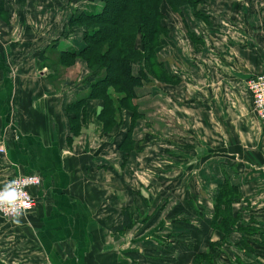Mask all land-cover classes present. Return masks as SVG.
<instances>
[{"label":"crops","instance_id":"0c3cea01","mask_svg":"<svg viewBox=\"0 0 264 264\" xmlns=\"http://www.w3.org/2000/svg\"><path fill=\"white\" fill-rule=\"evenodd\" d=\"M69 1L0 0V190L19 175L42 181L29 190L36 206L19 224L0 217V264H264V147L257 140L264 121L245 86L264 73V18L235 41L234 33L214 37L220 21L200 11L223 3L168 11L169 36L157 57L175 80L148 78L131 99L135 115L119 110V125L103 128L99 101L71 114L97 77L67 57L84 47L70 17L97 14L102 3ZM239 1L256 10L253 0ZM192 17L211 21L209 36L192 30L199 23L189 28ZM176 32L191 47L188 60L176 50L189 70L173 59ZM154 88L173 91L157 116L143 103ZM225 181L237 189L239 218L226 237L210 226ZM203 254L209 259L197 260Z\"/></svg>","mask_w":264,"mask_h":264},{"label":"trees","instance_id":"16d2710c","mask_svg":"<svg viewBox=\"0 0 264 264\" xmlns=\"http://www.w3.org/2000/svg\"><path fill=\"white\" fill-rule=\"evenodd\" d=\"M100 2L102 9L99 13L80 12L70 17L69 29L81 31L84 47L77 54L70 53L67 57L71 60L75 58L83 60L97 77L89 85L86 99L79 101L76 112L71 114L77 118L81 109H84L83 104L86 100L99 101L102 103L99 117L103 128H108L111 124L119 125L116 115L114 116L119 110L123 109L131 113V116L135 115L131 99L136 98L138 88L150 83L151 79L148 78L165 84L166 81L174 79L167 75L157 57V49L169 36L167 25L169 19L166 13L169 14L168 11L179 13L185 6L195 9L202 1L100 0ZM135 66L138 67L137 75L133 73ZM123 144L120 145L121 149ZM123 154V158L128 156ZM237 199L236 187L227 181L219 185L214 196V212L210 226L225 237L239 219L232 211V205ZM127 228L128 225L125 224L120 230ZM210 250L216 251L214 245H210ZM199 258L197 260L203 261L208 260L209 256L203 254Z\"/></svg>","mask_w":264,"mask_h":264},{"label":"rangeland","instance_id":"374dc122","mask_svg":"<svg viewBox=\"0 0 264 264\" xmlns=\"http://www.w3.org/2000/svg\"><path fill=\"white\" fill-rule=\"evenodd\" d=\"M73 1H75V0H70L69 1L70 3L68 5L72 6ZM213 2H215L218 5V7L221 5V3L225 4V6H220L219 8L211 7L208 10L204 9V10H200V11L201 12L204 11L205 13H207L209 18H215V19L220 21L221 29L214 35V37H217V39H219V35H221V34H223L225 37H229V36L231 37L232 34L234 33L235 34L234 39H235V41H238V38L240 36H242V34L244 32H247V31L251 30L252 28H254V26L256 24L260 23V19L264 18L263 14H259L260 11L264 7V0H253V5L255 4L254 6H255L256 10L253 9L252 4H250V3H246V4L244 3V5L241 6L239 0H213ZM226 6L228 8H226ZM262 11L264 12V10H262ZM262 11H261V13H262ZM188 16H192L191 12L188 14ZM191 19H193V17ZM199 22H201V21H198L196 18H194L193 21L188 23V26L190 28L191 26L198 24ZM210 24H211V21L210 22L207 21L206 24L199 23V29H192V30H198L197 32L199 33V35L204 34L206 36H209L208 33H211L210 29L212 28L210 26ZM207 26H209V27H207ZM183 28L185 29L184 26H183ZM182 35H184V34H182ZM182 35L180 32H176L174 34V38H175V42H176V44H175L176 48H175V46H171V52H172V54L175 53L174 54L175 58H173V59H180L177 55V51H179L182 53V57L186 58L188 60L187 54L189 52H191V47L188 46L184 42ZM185 36H188V34L186 33ZM251 36L252 35L248 34L246 36V39H252ZM222 42H223V44H226L225 41H222ZM206 43H208V40L206 41ZM207 48H208V46H207V44H205L201 50L205 53L204 54L205 56H209L208 51L209 52L211 51L210 48H209V50ZM223 48H224V46H223ZM252 50H253V46H251V54L253 53ZM183 58L180 59V60H182V62L180 61V64L183 66L181 68L182 69L187 68V70H189L190 68H188V66H187L188 63H186V59H183ZM262 70H264V69H262ZM172 92L173 91H168L165 93L164 91L157 89V88L152 89V94L150 95V97L146 98L143 102V103H145L144 108H146V110L148 112L150 111L149 113L153 112V113H155V116H157L156 111L158 110V107H161V105L163 106V100L162 99ZM150 119H152V118H150ZM165 120L170 125H175L176 130L179 134H183L181 132V129L179 128L178 124H176V122L174 121V119L171 116H170V118L165 116ZM152 127H154V129L158 133L159 127L157 126V122L154 119L151 120L150 128H152ZM182 130L185 131L184 129H182ZM185 134L189 135L186 132H185ZM187 137L188 136H185V137H182L180 139L183 140V139H186ZM155 138H157V137H155ZM187 140L188 139H186L185 141H187ZM257 140H261L260 144H262L264 147V132H262L261 137L258 138ZM153 142L158 143V140H154ZM156 150L158 151V148H156ZM216 165L217 164H214L215 167H216ZM229 168H228V172L231 173V170H233V168H231L230 166H229ZM251 172H252V174H254L253 170ZM239 176L243 177V174L240 173ZM235 183H240V182L235 181ZM170 214L171 213H168V215H170ZM27 215H28V213L26 214V216ZM26 216H24V217H26Z\"/></svg>","mask_w":264,"mask_h":264},{"label":"built area","instance_id":"2783aa9c","mask_svg":"<svg viewBox=\"0 0 264 264\" xmlns=\"http://www.w3.org/2000/svg\"><path fill=\"white\" fill-rule=\"evenodd\" d=\"M245 86L251 99L253 112L261 121H264V73L248 78L245 82ZM10 181H15V184L11 185V187H13L19 195L17 204L19 205L20 201L28 202L30 208L27 213H30L36 206V200L31 196L29 190L34 187H40L42 182L40 176L19 175L9 180L6 185H8ZM6 185L1 190L6 188ZM0 194H3L2 191H0ZM0 217L7 221L13 220L12 215L10 213L6 214V211H0Z\"/></svg>","mask_w":264,"mask_h":264},{"label":"clouds","instance_id":"9594fccd","mask_svg":"<svg viewBox=\"0 0 264 264\" xmlns=\"http://www.w3.org/2000/svg\"><path fill=\"white\" fill-rule=\"evenodd\" d=\"M15 181H10L6 188L0 194V211H6V214H11L13 217V222L16 224L20 223L21 217L26 216L30 204L26 201H20L19 205L17 201L19 200V195L16 190L11 187L14 185Z\"/></svg>","mask_w":264,"mask_h":264}]
</instances>
